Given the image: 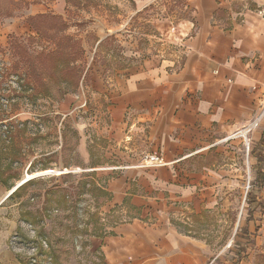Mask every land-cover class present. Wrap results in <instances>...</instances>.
I'll use <instances>...</instances> for the list:
<instances>
[{"label": "rangeland", "instance_id": "obj_1", "mask_svg": "<svg viewBox=\"0 0 264 264\" xmlns=\"http://www.w3.org/2000/svg\"><path fill=\"white\" fill-rule=\"evenodd\" d=\"M148 2L0 0V174L12 177L13 188L28 182L3 203L10 190L0 184L1 248L34 258L33 264H49L53 249L60 264H106L101 237L135 216L128 207L108 210L105 187L113 175L103 169L117 160L104 156V95L94 87L104 70L113 74L132 64L128 57L137 45L142 57L148 49L165 57L180 54L174 39L187 33L186 1L150 0L137 11ZM164 19L174 24L168 32L154 28ZM263 131L264 121L246 137L249 152L246 138L233 136L236 131L200 161L227 172L236 186L233 206L176 219L186 235L202 243L208 264H264V215L251 222L254 243L242 231L251 187L264 198V188L255 184L260 165L252 154ZM149 160L161 162L154 154ZM23 212H32L31 221L41 224L24 221ZM40 228L47 255L38 257V245L28 241Z\"/></svg>", "mask_w": 264, "mask_h": 264}, {"label": "crops", "instance_id": "obj_2", "mask_svg": "<svg viewBox=\"0 0 264 264\" xmlns=\"http://www.w3.org/2000/svg\"><path fill=\"white\" fill-rule=\"evenodd\" d=\"M185 1L191 15L187 33H179L187 34L179 55L148 49L142 57L137 45L128 57L132 64L96 77L106 111L104 156L117 160L103 169L113 175L105 187L108 210L136 211L130 222L111 226L101 237L106 264H208L202 243L176 219L198 217L218 205L230 209L236 200L227 172L200 161L264 106V0ZM171 27L165 19L154 22L156 30ZM152 154L161 162L153 164ZM257 214L249 218L248 208L242 229L252 243ZM0 264L20 262L0 247Z\"/></svg>", "mask_w": 264, "mask_h": 264}, {"label": "trees", "instance_id": "obj_3", "mask_svg": "<svg viewBox=\"0 0 264 264\" xmlns=\"http://www.w3.org/2000/svg\"><path fill=\"white\" fill-rule=\"evenodd\" d=\"M80 77V76H79ZM82 77V76H81ZM80 77V79H81ZM79 79V80H80ZM79 80L76 82V89L79 88ZM252 154L254 155V158L257 160L259 166V169L257 171V176L255 179V184H259L261 185V188H264V131L261 134V138L258 141V145L253 149ZM15 160L11 159L10 164H14ZM12 178L10 175L6 174L5 177V173H1L0 174V184L7 186L9 188V190H11L13 188V186L9 185V179ZM28 182L22 184L20 187H18L9 197V198H13L15 196H18L20 191L23 189V187L27 184ZM253 186L251 187L250 191L247 194V203L249 205V218H252L254 216L255 213H260V215L264 212V199H260L256 196V194H254L252 191ZM33 215L32 212H23L22 213V219L26 222H34L36 224H41L40 221L38 220H32L31 221V216ZM32 224V223H31ZM41 230L38 232L37 234V238L34 241H28V242H33L36 243L38 245V254L37 256H44L47 255L45 253L44 250V245H42V243L46 242L47 236L45 234V230L43 228H40ZM22 235V234H21ZM18 235V236H21ZM24 236V235H23ZM22 237V236H21ZM41 242V243H40ZM49 244V243H47ZM50 246V245H49ZM50 253V260H49V264H60L59 263V258L56 255L57 252H55V250L53 249V252H49ZM49 255V254H48ZM18 260L20 262V264H33V259L34 258H30L27 257L26 255L23 254H18L17 255ZM34 264H38L37 262Z\"/></svg>", "mask_w": 264, "mask_h": 264}, {"label": "built area", "instance_id": "obj_4", "mask_svg": "<svg viewBox=\"0 0 264 264\" xmlns=\"http://www.w3.org/2000/svg\"><path fill=\"white\" fill-rule=\"evenodd\" d=\"M185 36H181L178 39H174L175 40L174 42H180L181 43L183 41V39L185 38ZM263 121H264V106L261 108L258 115L253 119V121H251L250 123H248L247 125H245L241 129H239L237 131V133H235L233 136H237V137L241 136L242 137L241 133L246 132V137H250L249 136L250 134H252L257 129L260 128V125L262 124ZM250 142H251V140L246 138L245 144H246V148H247L248 152H249L250 146H251Z\"/></svg>", "mask_w": 264, "mask_h": 264}, {"label": "water", "instance_id": "obj_5", "mask_svg": "<svg viewBox=\"0 0 264 264\" xmlns=\"http://www.w3.org/2000/svg\"><path fill=\"white\" fill-rule=\"evenodd\" d=\"M24 183H20L19 185L15 186L12 190L9 191L8 196L12 194L18 187H20Z\"/></svg>", "mask_w": 264, "mask_h": 264}, {"label": "bare ground", "instance_id": "obj_6", "mask_svg": "<svg viewBox=\"0 0 264 264\" xmlns=\"http://www.w3.org/2000/svg\"><path fill=\"white\" fill-rule=\"evenodd\" d=\"M241 134H242V137L246 138V132H243V133H241ZM239 137H241V136H239ZM48 173H49V172H46L45 174H48ZM10 195H11V194H10ZM10 195H9V196H10ZM9 196H8V197H9Z\"/></svg>", "mask_w": 264, "mask_h": 264}]
</instances>
